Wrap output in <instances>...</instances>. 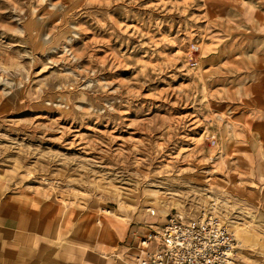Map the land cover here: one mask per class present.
Masks as SVG:
<instances>
[{
  "label": "rangeland",
  "instance_id": "1",
  "mask_svg": "<svg viewBox=\"0 0 264 264\" xmlns=\"http://www.w3.org/2000/svg\"><path fill=\"white\" fill-rule=\"evenodd\" d=\"M263 67L264 0H0V196L208 212L262 264Z\"/></svg>",
  "mask_w": 264,
  "mask_h": 264
},
{
  "label": "crops",
  "instance_id": "2",
  "mask_svg": "<svg viewBox=\"0 0 264 264\" xmlns=\"http://www.w3.org/2000/svg\"><path fill=\"white\" fill-rule=\"evenodd\" d=\"M248 77V94L260 89L263 96L264 69L252 82ZM247 109V123L264 143V105ZM160 223L145 215L124 221L36 194L0 196V264H135L141 240Z\"/></svg>",
  "mask_w": 264,
  "mask_h": 264
},
{
  "label": "built area",
  "instance_id": "3",
  "mask_svg": "<svg viewBox=\"0 0 264 264\" xmlns=\"http://www.w3.org/2000/svg\"><path fill=\"white\" fill-rule=\"evenodd\" d=\"M141 247L135 264H242L235 235L224 219L208 212L169 214L160 230L141 240Z\"/></svg>",
  "mask_w": 264,
  "mask_h": 264
},
{
  "label": "bare ground",
  "instance_id": "4",
  "mask_svg": "<svg viewBox=\"0 0 264 264\" xmlns=\"http://www.w3.org/2000/svg\"><path fill=\"white\" fill-rule=\"evenodd\" d=\"M155 211V210H154Z\"/></svg>",
  "mask_w": 264,
  "mask_h": 264
}]
</instances>
